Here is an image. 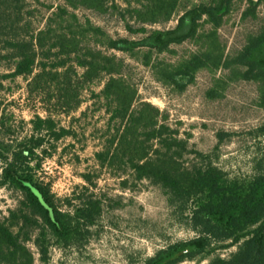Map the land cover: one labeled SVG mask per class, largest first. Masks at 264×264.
Returning a JSON list of instances; mask_svg holds the SVG:
<instances>
[{
  "label": "trees",
  "instance_id": "16d2710c",
  "mask_svg": "<svg viewBox=\"0 0 264 264\" xmlns=\"http://www.w3.org/2000/svg\"><path fill=\"white\" fill-rule=\"evenodd\" d=\"M27 1L38 0H0V59L13 61L9 72L0 73V86L3 79L23 77L28 94L43 97L53 109L67 114L80 106L87 85L105 78L95 95L104 102L111 134L95 153L97 162L121 169L118 174L129 171L135 180L159 184L169 205L195 233L156 250L142 264L204 258L207 264H264V154L253 159L249 178L228 177L209 154L188 150L187 140L179 137L158 106L138 99L124 59L105 51L134 56L144 50L142 64L150 65L158 80L178 91L192 83L200 69L225 68L240 79L256 82L264 105V0H246L242 17H256L261 6L262 24L238 51L228 55L217 30L237 0L192 4L178 15L174 27L163 29L148 26L168 22L181 0H62L32 34L23 18ZM79 8L98 14L115 10L126 29L140 36L113 37L86 16L80 17ZM206 24L210 28L204 30ZM193 39L201 45L195 53L175 62L151 59ZM214 93L213 88L208 90L209 95ZM45 111V116L37 114L31 120L32 133L22 140L10 144L0 139V185L22 195L19 208L0 221V264L34 263L26 246L28 236L21 238L14 230L19 221L38 228L35 244L40 259L48 263L47 233L58 242L78 241L81 229L94 225L100 216V200L94 194L74 193L65 200L69 208H59L49 184L37 175L42 157L51 155L46 145L49 138L71 134L65 127L57 131L51 109ZM261 131L264 134V127ZM12 133L0 111V137ZM218 135L221 140L222 134ZM190 153L192 161L185 162ZM84 178L90 181L88 175ZM127 181L122 180L124 187ZM232 246L235 250L226 257L216 252Z\"/></svg>",
  "mask_w": 264,
  "mask_h": 264
},
{
  "label": "rangeland",
  "instance_id": "374dc122",
  "mask_svg": "<svg viewBox=\"0 0 264 264\" xmlns=\"http://www.w3.org/2000/svg\"><path fill=\"white\" fill-rule=\"evenodd\" d=\"M206 0H181L172 18L165 23L154 24L152 28H171L178 15L192 4ZM62 0L27 1L23 18L29 24L30 34L43 27L46 17ZM246 0L235 1L231 12L224 18L217 30V38L225 54L238 51L249 34L259 31L263 8L256 17H242ZM80 17L86 16L101 26L111 36L137 38L126 29L125 20L115 10L98 14L79 8ZM128 19V18H127ZM129 20V19H128ZM130 21V20H129ZM204 25V30L209 29ZM200 42L186 40L173 45L172 52L158 58L175 62L183 56L195 53ZM1 49V47H0ZM116 53L126 63L128 77L137 88L139 100H147L158 106L167 115V122L178 130L179 137L187 140L188 150L207 153L228 177L247 179L252 173L253 159L264 154V105L260 102L261 91L254 81H247L232 75L225 68L200 69L192 83L178 91L158 80L150 65L142 64L144 50L134 56ZM13 61L0 59V73L9 72ZM105 78L87 85L81 93L80 106L69 113L53 109L43 97L28 94L23 77L7 78L1 81L0 111L5 122L13 129L9 137H0L5 143L15 144L32 133L31 120L37 115L45 116L50 108L56 130L65 127L70 135L46 142L47 153L43 156L37 175L49 184L58 207L67 210L66 198L74 193L94 194L100 200V216L95 224L81 229L78 241L58 242L47 233L48 263L40 259L35 244L37 227L24 226L19 221L15 227L21 238L28 236L26 246L33 255V264H142V261L168 244L184 241L194 236V231L185 225L167 201L165 190L149 179L135 180L129 171L116 167H101L95 153L99 151L111 134L107 128L108 113L104 102L97 97ZM213 88V96L208 90ZM222 134L220 140L219 135ZM193 155H186L185 162H191ZM2 162L0 160V176ZM88 175V182L84 176ZM127 178V185L122 180ZM22 199L21 192L7 185H0V221L16 210ZM40 222V221H39ZM235 250L217 249L223 257ZM208 259L183 260L179 264H207Z\"/></svg>",
  "mask_w": 264,
  "mask_h": 264
}]
</instances>
